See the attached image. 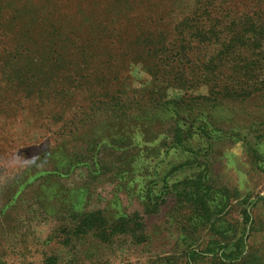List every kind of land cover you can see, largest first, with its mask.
<instances>
[{"label": "rangeland", "instance_id": "rangeland-1", "mask_svg": "<svg viewBox=\"0 0 264 264\" xmlns=\"http://www.w3.org/2000/svg\"><path fill=\"white\" fill-rule=\"evenodd\" d=\"M112 1L34 0L33 11L28 0H0V264H157L168 257L175 264H264V40L250 54L262 67L254 96L235 107L224 98L225 108L213 110L222 137L209 140V152L196 155L192 168L168 174L183 162L167 133L175 122L105 131L115 119L105 105L111 85L139 89L149 85L150 75L125 56V41L91 55L73 43L75 37H96L89 35L96 29L92 19L114 16L104 9ZM196 1L156 0L135 14ZM254 1L234 0L229 8L240 25L252 13L259 23L264 0ZM135 29L136 21L119 28L126 37ZM238 35H246L242 26ZM238 48L243 64L249 53L243 44ZM205 94L204 86L188 92ZM167 95L178 99L183 92L170 84ZM202 167L217 205L216 223L191 234L188 247L198 258L187 263L181 225L193 214L169 186ZM74 208L100 210L109 222L138 213L145 240L72 237L63 228L71 227ZM210 240L226 245L227 253L241 240L243 252L236 260L206 254Z\"/></svg>", "mask_w": 264, "mask_h": 264}, {"label": "trees", "instance_id": "trees-1", "mask_svg": "<svg viewBox=\"0 0 264 264\" xmlns=\"http://www.w3.org/2000/svg\"><path fill=\"white\" fill-rule=\"evenodd\" d=\"M28 1V7L35 11L34 0ZM246 1L250 4L254 0ZM155 2L113 0L110 6L105 5L104 8L115 11L111 16L113 18L106 19L104 16L103 20L92 19L96 29L89 35L96 37L84 40L75 37L73 43L82 47V53L91 55L98 47L113 48L117 39L125 41V56L133 64L141 65L151 80L149 85L139 89L111 85V99L105 105L111 118L115 119L106 123L105 131L118 127H121V132L126 129L134 131L136 126L140 129L144 124L148 127L175 122L168 127L167 133L171 134L175 156L183 162L171 167L168 171L171 174L192 168L196 155L202 151L205 154L209 152V140L222 137L213 110L225 108L222 103L224 98H228L235 107L249 101L257 91L253 84L260 75L257 70H262V67L250 61V54L253 46L261 45L264 40V18L261 17H264V11H259L261 16L256 17L259 23L253 20L252 13L246 16L242 25L229 10L233 8L234 0H197L190 7L181 2L172 8L144 16L135 14L144 8L154 7ZM254 2L258 4L257 0ZM132 21H136V29L126 37L119 28L123 24L130 25ZM241 26L246 34L244 37L238 35ZM257 31L259 37L255 36ZM239 44H243L246 53H249V58L243 64L237 62ZM161 74H167L168 79ZM170 84L183 92L180 98L168 97ZM202 86L207 88V94L188 96V92ZM233 132L230 130V133ZM188 154L193 159H188ZM169 187L180 201L181 208L189 209L193 214L190 222L187 218L186 224L181 225V242L184 245L181 254L190 263L198 258V252L188 247L191 234L200 227L214 229L216 223L212 218L217 205L208 186L207 168L202 167L196 176L171 183ZM223 202L225 200L221 198L219 203ZM70 211L71 227L63 229L72 237L84 238L91 234L102 243H109L119 236H129L136 244L145 240V226L138 213L129 217L121 215L109 222L100 210L80 213L74 208ZM241 242L238 240L234 243L233 251L227 253L226 245L210 240L204 252L212 255L219 253L224 260H236L243 252ZM52 260L47 259L48 263ZM174 262L173 257H168L157 264Z\"/></svg>", "mask_w": 264, "mask_h": 264}]
</instances>
